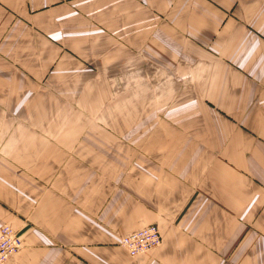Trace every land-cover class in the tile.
I'll use <instances>...</instances> for the list:
<instances>
[{"label":"crops","instance_id":"crops-1","mask_svg":"<svg viewBox=\"0 0 264 264\" xmlns=\"http://www.w3.org/2000/svg\"><path fill=\"white\" fill-rule=\"evenodd\" d=\"M3 225L7 264H264V0H0Z\"/></svg>","mask_w":264,"mask_h":264},{"label":"built area","instance_id":"built-area-1","mask_svg":"<svg viewBox=\"0 0 264 264\" xmlns=\"http://www.w3.org/2000/svg\"><path fill=\"white\" fill-rule=\"evenodd\" d=\"M162 244V235L155 224L122 238L120 245L131 257L146 254ZM24 246L18 231L9 225L0 226V264H7Z\"/></svg>","mask_w":264,"mask_h":264},{"label":"rangeland","instance_id":"rangeland-1","mask_svg":"<svg viewBox=\"0 0 264 264\" xmlns=\"http://www.w3.org/2000/svg\"><path fill=\"white\" fill-rule=\"evenodd\" d=\"M108 87H109V85H108ZM103 90H105V88ZM95 97H97V99H98V106L102 105L103 112H104L105 109L108 108L110 103L114 102L118 97H119V103H120L123 96L122 95L112 96L111 93H103L102 95H97ZM93 105H94V101H92V103H91L92 107H93ZM87 116L93 118V117H96V114L94 112L89 111Z\"/></svg>","mask_w":264,"mask_h":264}]
</instances>
